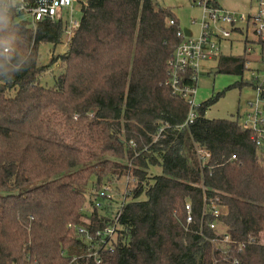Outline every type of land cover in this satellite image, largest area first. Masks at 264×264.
Masks as SVG:
<instances>
[{
    "label": "trees",
    "instance_id": "16d2710c",
    "mask_svg": "<svg viewBox=\"0 0 264 264\" xmlns=\"http://www.w3.org/2000/svg\"><path fill=\"white\" fill-rule=\"evenodd\" d=\"M10 3L0 0V49L13 53L0 65V264H97L68 225L81 224L89 187L99 190L127 172L139 181L133 198H144L124 208L118 243L99 264H264V164L252 132L238 118H205L224 92L175 129L190 108L165 85L167 62L181 43L170 8L154 0H89L61 57L64 72L46 88L39 49L58 46L64 25L19 20ZM29 56L14 73L17 58ZM246 59L221 56L215 74L243 75ZM240 85L251 88L242 82L227 90ZM160 126L163 137L152 143ZM197 149L211 154L206 166ZM151 167L161 175L145 185ZM201 186L221 198V221L240 252L237 245L214 248L198 234ZM187 202L194 220L188 227ZM99 217L94 210L93 231L104 226ZM202 234L212 236L205 227Z\"/></svg>",
    "mask_w": 264,
    "mask_h": 264
},
{
    "label": "built area",
    "instance_id": "2783aa9c",
    "mask_svg": "<svg viewBox=\"0 0 264 264\" xmlns=\"http://www.w3.org/2000/svg\"><path fill=\"white\" fill-rule=\"evenodd\" d=\"M88 1L15 0L16 6L13 7L14 0H11L10 5L15 13L25 16L21 20L29 21L32 25L47 21L61 22L64 25L63 34L73 37L80 26L83 11L88 7ZM214 1L194 0V4L201 7L199 22L191 20V25H197L198 33L194 37H185L181 28L177 30L176 36L181 39V43L167 62L165 85L189 106V114L179 128L187 127L199 116L196 112L199 105L194 103L199 64L207 60H219L221 56L234 55L232 53L237 49L235 56L247 57L243 69L248 74V83L253 92L252 98L247 102V110L237 118L243 129L252 132V140L257 154L260 155L264 152V0H248L250 6L246 13L225 10L216 1V5H213ZM168 26L174 27L175 21L169 20ZM129 145L135 146L132 141ZM196 152L202 167L212 158L209 152L201 149ZM235 159V156H231L228 161ZM130 169L134 168L129 166ZM138 183V179L131 172H127L119 177L109 178L99 190L93 188L90 211H84L83 208L81 224L68 225L86 246V258H91L99 264L104 253L114 251L118 243L120 218L124 208L130 202L140 199L133 198V191L138 187ZM201 188L204 193L198 234L214 248H218L219 244L237 245L240 252L242 245L230 239L221 221L226 211L221 198L216 193L208 195L204 187ZM94 210L100 214L99 219L106 220L103 221L104 226L95 231L91 229ZM185 213V225L188 227L194 222L189 202L185 203ZM204 227L212 236H203ZM214 264H217V260H214Z\"/></svg>",
    "mask_w": 264,
    "mask_h": 264
},
{
    "label": "rangeland",
    "instance_id": "374dc122",
    "mask_svg": "<svg viewBox=\"0 0 264 264\" xmlns=\"http://www.w3.org/2000/svg\"><path fill=\"white\" fill-rule=\"evenodd\" d=\"M223 9L235 12H248L249 1L248 0H215ZM155 7L158 8H170V10L179 19L180 28L185 37H194L198 33L197 25H191V20L195 19L199 22L201 17V7L194 4L193 0H154ZM25 18V16H20L19 20ZM71 37L67 34H63L61 37V43L54 47L52 45H42L39 49L40 57L38 59V66L45 68L43 73L39 78V83L41 86L46 88H52L59 77L63 74L64 68L61 61V57L65 55L68 50L69 41ZM226 51V49H224ZM238 51L234 49L232 54H236ZM214 69L218 70V60L204 61L199 64L198 78H197V88L194 96L195 105H201L207 100L211 99L213 96L224 92V96L221 97L216 104H214L205 113V118L212 119H235L238 116L241 117L247 110V102L252 98L253 92L249 86L232 88L227 90V88L236 83L248 82V74L243 72V75L227 74V73H217L215 76L212 71ZM222 67V71H223ZM13 95L14 92H11ZM180 126V125H179ZM179 126H175V129H180ZM181 127V126H180ZM165 129L164 126H160L157 135L152 138V143L157 142L161 139V131ZM146 151L149 146H146ZM145 150V149H144ZM143 150V151H144ZM150 152V151H149ZM197 153V152H196ZM198 155V154H197ZM260 163L264 164V152L260 153ZM112 160H117L119 163L131 166L135 168L134 164L124 159H115L110 157ZM262 159V160H261ZM206 166V163H204ZM161 175V169L159 167H151L146 175V180L143 184H151L153 177ZM147 181V182H146ZM146 182V183H145ZM144 185V186H145ZM93 185L89 187V195L87 204L84 207V211H90L91 200L94 191ZM91 196V198H90ZM144 196L140 197L142 200ZM75 261L73 259L71 262Z\"/></svg>",
    "mask_w": 264,
    "mask_h": 264
},
{
    "label": "clouds",
    "instance_id": "9594fccd",
    "mask_svg": "<svg viewBox=\"0 0 264 264\" xmlns=\"http://www.w3.org/2000/svg\"><path fill=\"white\" fill-rule=\"evenodd\" d=\"M13 7L16 6L15 4V0L13 2ZM13 59V53L11 52L10 49L4 48V49H0V65H3L5 63H11ZM25 61H27V64L25 65ZM31 62V58L29 57H18L17 58V63L15 65H13V68L15 69L14 73L23 71ZM13 73V74H14ZM13 74L8 77V78H4V79H11ZM2 75V74H0Z\"/></svg>",
    "mask_w": 264,
    "mask_h": 264
},
{
    "label": "water",
    "instance_id": "95a60500",
    "mask_svg": "<svg viewBox=\"0 0 264 264\" xmlns=\"http://www.w3.org/2000/svg\"><path fill=\"white\" fill-rule=\"evenodd\" d=\"M216 72H217V69H214V70L212 71L213 75H214Z\"/></svg>",
    "mask_w": 264,
    "mask_h": 264
}]
</instances>
